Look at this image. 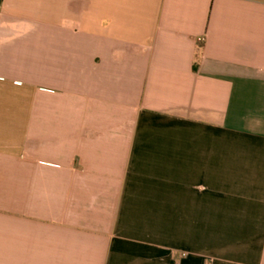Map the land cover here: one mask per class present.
I'll return each mask as SVG.
<instances>
[{"label": "crops", "instance_id": "crops-1", "mask_svg": "<svg viewBox=\"0 0 264 264\" xmlns=\"http://www.w3.org/2000/svg\"><path fill=\"white\" fill-rule=\"evenodd\" d=\"M0 264H264V0H0Z\"/></svg>", "mask_w": 264, "mask_h": 264}, {"label": "built area", "instance_id": "built-area-1", "mask_svg": "<svg viewBox=\"0 0 264 264\" xmlns=\"http://www.w3.org/2000/svg\"><path fill=\"white\" fill-rule=\"evenodd\" d=\"M201 40V39H200Z\"/></svg>", "mask_w": 264, "mask_h": 264}]
</instances>
